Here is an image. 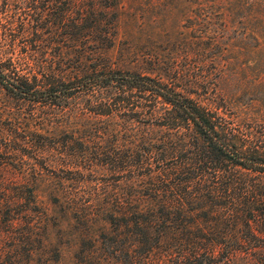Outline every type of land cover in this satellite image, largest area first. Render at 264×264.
I'll return each instance as SVG.
<instances>
[{"label": "trees", "instance_id": "obj_1", "mask_svg": "<svg viewBox=\"0 0 264 264\" xmlns=\"http://www.w3.org/2000/svg\"><path fill=\"white\" fill-rule=\"evenodd\" d=\"M107 1L0 0V86L64 118L57 140L24 142L44 169L0 147V264L59 262L57 235L81 264H264V105L235 99L264 72L223 54L234 0L198 4L188 40L144 52Z\"/></svg>", "mask_w": 264, "mask_h": 264}, {"label": "rangeland", "instance_id": "obj_2", "mask_svg": "<svg viewBox=\"0 0 264 264\" xmlns=\"http://www.w3.org/2000/svg\"><path fill=\"white\" fill-rule=\"evenodd\" d=\"M107 2L119 4L121 8L120 42L134 40L140 44L139 52H144L150 47V43H157L162 49H168L171 47V42L188 40L189 26L201 22L198 4L204 3L205 0H197L196 5L191 4L190 0H108ZM231 8L232 13L231 17H228L226 31L223 32V27L218 29L221 33L222 46L226 48L223 54L236 64L242 62L245 66L249 63L250 67L247 68L252 69L256 74L264 72V0H234ZM259 28L263 29V33ZM124 46L122 43L121 48ZM237 87L234 86V89L236 90ZM236 91L237 104L246 106L250 102H257V108L264 105V82L260 85L254 82L252 86H239ZM85 106H89L86 97L74 98L70 103V107L75 110ZM125 118L126 116L120 115L116 122L123 125ZM63 119L57 110L52 111L42 107L34 111L33 106L21 104L10 98L0 86V130L11 134L9 137L11 141L8 143L5 138H0V147L7 144L17 151L7 156L14 167L29 169L36 165V168L44 169L42 164L44 158L36 159L35 149L25 145L24 142L25 140L34 142L39 148L47 132L56 134L53 139L57 140ZM84 123L95 131H101L111 124L106 120H85ZM1 159L3 156H0V161ZM101 172L104 174L101 176L104 181L112 180L110 171ZM94 177V174L89 176L93 179ZM44 196V193H41L43 201H45ZM55 239L61 243L66 241V244L62 250V260L50 264H81L73 257L76 248L69 237L60 239L57 235ZM36 264H44V262Z\"/></svg>", "mask_w": 264, "mask_h": 264}]
</instances>
